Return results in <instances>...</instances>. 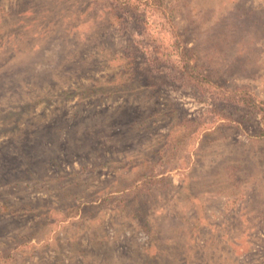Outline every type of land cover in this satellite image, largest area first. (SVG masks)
Listing matches in <instances>:
<instances>
[{"label": "rangeland", "instance_id": "1", "mask_svg": "<svg viewBox=\"0 0 264 264\" xmlns=\"http://www.w3.org/2000/svg\"><path fill=\"white\" fill-rule=\"evenodd\" d=\"M132 1L0 0V264H264L261 121L170 56L264 100V0Z\"/></svg>", "mask_w": 264, "mask_h": 264}, {"label": "trees", "instance_id": "2", "mask_svg": "<svg viewBox=\"0 0 264 264\" xmlns=\"http://www.w3.org/2000/svg\"><path fill=\"white\" fill-rule=\"evenodd\" d=\"M139 2L141 4H144L145 2L147 6L155 7L161 10L164 7V0H133L131 3L132 10L137 9L136 4ZM125 3L128 5L129 2ZM180 43V40L175 39L173 49L170 51V56L172 57V67L180 78L188 86L198 89L203 94H214L216 98L222 101L230 103L231 105L242 107L249 112L256 114L262 124L260 137L264 138V100L255 99V97L249 94L246 89L224 91L214 86L209 81L208 77L202 72L201 68L193 63L190 52ZM1 208H5V210L8 209L5 205L1 206ZM142 226L146 228L145 224Z\"/></svg>", "mask_w": 264, "mask_h": 264}]
</instances>
